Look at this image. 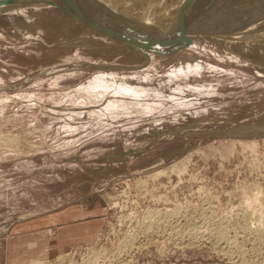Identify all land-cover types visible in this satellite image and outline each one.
I'll return each mask as SVG.
<instances>
[{
	"label": "rangeland",
	"instance_id": "rangeland-1",
	"mask_svg": "<svg viewBox=\"0 0 264 264\" xmlns=\"http://www.w3.org/2000/svg\"><path fill=\"white\" fill-rule=\"evenodd\" d=\"M9 1L0 4V264H264L263 0L230 9L232 0H191L158 35L137 22L139 0L132 13L96 11L104 25L86 13L97 26L40 0ZM215 18L230 20L233 35H219ZM253 22L251 35L243 27ZM113 26L176 52L136 48L102 29L119 34ZM172 209L181 217L145 230L151 213ZM199 219L219 244L190 232L186 220Z\"/></svg>",
	"mask_w": 264,
	"mask_h": 264
},
{
	"label": "bare ground",
	"instance_id": "bare-ground-1",
	"mask_svg": "<svg viewBox=\"0 0 264 264\" xmlns=\"http://www.w3.org/2000/svg\"><path fill=\"white\" fill-rule=\"evenodd\" d=\"M22 1V0H21ZM23 1H25L26 2V0H23ZM32 1V0H31ZM37 1V0H36ZM45 2H43V0H40V1H37V2H34V5H38V6H43V5H48V1H51V0H44ZM57 1H59V2H61L62 0H57ZM65 1V0H64ZM73 1V0H72ZM135 2V0H87V2H89V4L88 3H86V7H87V9H88V11H86V10H84V9H82V8H80V10L82 11V12H84V14H86V13H89L88 14V16L89 17H92L93 18V20L94 21H99V22H97V24L98 23H100V20H99V18L97 17V15H96V11H98V10H101V9H103L106 13H108L110 10L109 9H111L112 11H114L113 9H117V11H119V12H121V13H123V14H128V13H132L133 11L135 12V9H134V7H133V9H132V7H131V5H133L132 4V2ZM137 1V0H136ZM141 1V3H140V8H144L145 9V14H147L148 16H150V17H154V18H157L158 16H157V14H164V15H167V14H171V15H173L171 18H167V21H164V22H158L157 20H152L151 18H148L147 16H145V14L144 15H142L141 17H143V20H144V23L146 22V24H147V26H150V27H152V28H149V27H147L146 26V24H144L143 22H141V21H137L138 23H139V25L141 26V27H144V29L142 30V31H148V30H151V31H155V35L157 34L158 35V32H162V31H166V29H169V31H170V29L171 28H169V27H172L173 26V24L177 21V20H179L180 19V17H181V21L183 20L182 18H183V14H182V12H183V10L185 11L186 9H187V5L189 4V2L191 1V0H139L138 2H140ZM213 1V0H212ZM215 1H217V0H215ZM233 1L235 2V0H232V2H230V6L228 7V9H230V7H231V5H232V3H233ZM243 2V0H239V2ZM246 1V0H245ZM244 1V2H245ZM254 1V0H253ZM257 1V0H256ZM259 1H261V0H259ZM259 1H258V3H259ZM74 2V1H73ZM185 2V3H184ZM206 2V1H205ZM214 2V1H213ZM218 2V1H217ZM222 3H223V1H221ZM227 2H228V0H227ZM238 2V1H237ZM236 2V3H237ZM248 2V1H247ZM14 3H15V1H14ZM75 3V2H74ZM137 2H135L134 4H136ZM200 3H201V1H200ZM225 3V2H224ZM254 3H255V1H254ZM262 3H264V0H263V2ZM262 3H261V5H262ZM9 4V3H8ZM184 4V6H182ZM194 4H197V3H195L194 2ZM207 4V3H206ZM214 4H216L215 2H214ZM27 5V4H26ZM28 5H33V4H31V3H28ZM52 5V4H51ZM138 5V4H137ZM199 5V4H198ZM218 5V4H217ZM257 5V4H256ZM264 5V4H263ZM6 6V5H5ZM54 6V5H53ZM190 6V5H189ZM195 6V5H194ZM212 6V5H211ZM253 6V5H252ZM0 7H2V5H0ZM13 7V6H12ZM131 7V9L132 10H129V8ZM138 7V6H137ZM138 7V8H139ZM182 7V8H181ZM196 7H198V6H196ZM200 7V6H199ZM233 7H235V6H233ZM56 8H58V7H56ZM92 8H94V9H92ZM105 8V9H104ZM113 8V9H112ZM181 8V9H180ZM189 9L191 8V6L190 7H188ZM194 8V7H193ZM236 8V7H235ZM234 8V10L235 11H239L240 12V10L242 9H240V8H238L237 10ZM1 9V8H0ZM3 9H4V7H3ZM61 9V8H60ZM195 9V8H194ZM196 9H198V8H196ZM203 9V8H202ZM202 9H200V10H202ZM209 10H211V9H213L212 7H211V9H210V7L208 8ZM207 9V11H208V13L209 14H206L205 12H203L202 14L204 15V13H205V16L207 15H210L211 13L209 12V10ZM215 9V8H214ZM244 9V8H243ZM58 10V9H57ZM188 10V9H187ZM199 10V11H200ZM204 10V9H203ZM218 9H216V10H214L215 11V13L216 12H218L217 11ZM254 10V9H253ZM262 10H264V6H263V9ZM190 11H191V9H190ZM189 11V12H190ZM193 12H194V10H192ZM196 11L197 10H195V15H194V13L192 14V16L194 15V16H196V14H197V16H199V14H201V12H199V14H198V11H197V13H196ZM214 11L212 12V13H214ZM152 12H154V13H152ZM187 12V11H186ZM221 12V11H220ZM219 12V13H220ZM223 12V11H222ZM228 12V11H227ZM229 12L231 13V12H233V10L232 11H230L229 10ZM229 12H228V14H229ZM238 12V13H239ZM243 12V11H242ZM246 12H248V10H246ZM244 13V14H246L247 15V13ZM260 12H262V11H260ZM184 13V12H183ZM214 13V14H215ZM235 13L236 12H234L233 14L235 15ZM238 13H236V14H238ZM249 13V12H248ZM5 14H8V13H5ZM187 14V13H186ZM186 14H184V16L186 15ZM232 13H231V15H233ZM243 15L241 12L239 13V15ZM10 15V14H9ZM12 15V14H11ZM19 15V14H18ZM211 15H213V14H211ZM222 15H224L225 16V13L224 14H222ZM222 15H217V16H219V17H217L218 19L219 18H221L222 17ZM230 15V16H231ZM248 15H250V14H248ZM255 15L256 16H259V15H257V12L255 13ZM87 16V15H86ZM157 16V17H156ZM187 16V15H186ZM189 17H191L190 16V13H189V15H188ZM204 16V18H206ZM214 16H216V15H214ZM226 16H227V14H226ZM225 16V17H226ZM229 16V15H228ZM264 16V15H263ZM5 17V16H4ZM17 16H15V20L19 17H17ZM22 17V16H21ZM179 17V19H177ZM200 18H203V17H201V15L199 16ZM199 17H197V18H199ZM233 17V16H232ZM235 17H240V16H235ZM242 17V19H243V16H241ZM0 18H1V15H0ZM6 18V17H5ZM24 18V17H23ZM26 18V17H25ZM91 18V19H92ZM196 18V17H195ZM195 18H193V19H195ZM217 18H215V20H217ZM223 19H224V17H222ZM227 18H229V17H227ZM234 18V17H233ZM232 18V19H233ZM250 18V17H249ZM2 19V18H1ZM12 19V18H11ZM19 19H20V17H19ZM90 19V18H89ZM186 19H188V17L186 18ZM186 19H184L185 21H186ZM207 19L208 18H206L205 20H206V22H207ZM214 19V18H213ZM238 19V18H237ZM240 19V18H239ZM92 20V21H93ZM222 20V19H221ZM225 20H227L226 18H225ZM225 20H223V21H220V22H225ZM245 20V19H244ZM17 21H18V19H17ZM195 21H197V19L195 20ZM199 21H201V20H198V22L197 23H199V24H201ZM203 21V20H202ZM240 21V20H239ZM253 21V20H252ZM252 21H250V22H252ZM25 22H27V21H25ZM179 22H180V20H179ZM187 22V21H186ZM185 22V24H187V26L183 23V26L185 25L186 26V28L188 27V25H189V23L191 22V19H190V22H187L186 23ZM194 22V21H193ZM215 22H217V23H220L218 20L217 21H212L211 23L213 24V25H211L212 26V28L214 27V26H217L216 24L217 23H215ZM230 22V20L228 21V24H231V22ZM237 22H238V20H237ZM248 22V21H247ZM250 22H248V24H250ZM107 23V22H106ZM196 23V24H197ZM204 23V22H203ZM208 23V22H207ZM245 23V22H244ZM257 23V22H256ZM255 23V25H254V22L253 23H251L252 25L250 26V27H243L244 28V30H247V32H248V30L249 31H255L256 32V30H254V28H257V26H259L260 27V25H257ZM19 24H21V23H19ZM101 24H103V23H100L99 25H101ZM177 24V23H176ZM175 24V25H176ZM240 24H241V22H240ZM240 24H238V25H240ZM104 25V24H103ZM102 25V26H103ZM194 25V24H193ZM192 25V26H193ZM203 25V24H202ZM227 25V24H226ZM226 25L224 26V25H219L222 29L221 30H223L224 29V27H226ZM237 25V24H236ZM238 25H237V27H238ZM105 26H106V24H105ZM109 25H107V27H108ZM112 26V25H111ZM183 26H182V29H184L185 28V26H184V28H183ZM189 26H191V24L189 25ZM191 26V27H192ZM207 27H208V25H206ZM205 26V27H206ZM219 26H217V27H215V28H217L218 29V27ZM241 26H243V25H241ZM240 26V27H241ZM245 26H246V24H245ZM107 27H105V28H107ZM114 27V26H113ZM121 28V29H124L125 31H127L125 28H123L122 26H115L114 28H115V30L117 29V28ZM179 28L180 27V24H179V26L177 25V26H175V28ZM203 27V26H202ZM236 27V26H235ZM258 27V28H259ZM263 27V26H262ZM262 27H260L257 31H258V33H257V35H259V34H262V33H260V32H264V28H262ZM114 28H113V30H114ZM198 28H200V27H198ZM211 28V30H213V29H215V28H213L212 29ZM230 28V27H229ZM242 28V27H241ZM110 29H111V27H110ZM174 29V28H173ZM193 29V28H192ZM204 29H206V28H204ZM203 28H202V30H201V28L199 29V30H201V32L204 30ZM231 30H232V28H230ZM240 29V28H239ZM112 30V29H111ZM195 30V29H194ZM207 30V29H206ZM210 29H208L207 31H211ZM218 30H220V29H218ZM225 30V29H224ZM241 30V29H240ZM243 30V29H242ZM239 31V33H237V31L235 32V30H234V32L235 33H237V34H239L238 36L240 37L241 35H240V33L242 32L243 33V31ZM214 31H216V30H214ZM248 32L249 34H251V35H253L254 33L253 32ZM200 32V31H199ZM213 32V31H212ZM212 32H210V33H212ZM216 32H219V31H216ZM215 32V33H216ZM233 31H224V32H220L221 34H219V35H223L224 37H226V36H230L231 34L233 35V33H232ZM126 33H128V34H130L129 33V31H127ZM163 33V32H162ZM165 33V32H164ZM206 33V32H205ZM208 33V32H207ZM215 33H213V34H215ZM132 34V33H131ZM159 34H161V33H159ZM218 34V33H217ZM247 34V33H246ZM248 34V35H249ZM216 35V34H215ZM234 35H236V34H234ZM144 36H146V33H145V35ZM148 36V35H147ZM217 36V35H216ZM263 37H261V35H260V37H261V39L262 40H264V34L262 35ZM143 37V36H142ZM149 37V36H148ZM153 37V36H152ZM154 37H156V36H154ZM159 37V36H158ZM257 37V36H256ZM133 39H134V37H132ZM144 38L145 37H143V40H144ZM238 38V37H237ZM141 39V38H140ZM147 38H145V40H146ZM150 39V38H149ZM154 39V38H153ZM239 39V38H238ZM241 39V38H240ZM244 39H246V38H244ZM248 39V38H247ZM258 40L260 39V38H257ZM260 39V40H261ZM151 40V39H150ZM155 40V39H154ZM250 40V39H249ZM147 41V40H146ZM151 41H153V40H151ZM140 43H144L143 41L142 42H140ZM152 43H155L154 41L152 42ZM237 43V42H236ZM135 48V47H134ZM134 48H132L133 50H134ZM137 48V47H136ZM135 48V49H136ZM259 48V47H258ZM143 54H144V52H143ZM147 54V53H146ZM145 63V62H144ZM259 192V191H258ZM255 195H256V193H255ZM258 195V194H257ZM256 195V196H257ZM258 200V199H257ZM256 200V201H257ZM252 201V200H251ZM248 202V201H247ZM246 203V202H245ZM249 203V202H248ZM251 205V204H250ZM180 210H181V208H180ZM165 211V210H164ZM163 212V211H162ZM182 212V211H181ZM150 214V213H149ZM155 214L156 215H153L152 213L149 215L150 217H151V219L149 220V221H147V224L145 225L146 226V231H151L152 233L154 232L153 230L155 229H153V230H151V228H153V227H159V226H167L168 225V223L167 222H169V220H172V218H175V220H177L179 217H181V214H180V212H179V210L178 209H172V210H166L165 211V213H161L159 210L158 211H156L155 212ZM184 214V213H183ZM182 214V215H183ZM202 214V213H201ZM171 217V219H168V218H170ZM193 217H194V215H193ZM198 217V216H197ZM202 217H204V216H202ZM206 217V216H205ZM204 217V218H205ZM152 218H153V220H152ZM187 218V217H186ZM154 219H157V220H154ZM203 219V218H202ZM204 220V219H203ZM218 221V220H217ZM219 221H221L220 219H219ZM184 222V221H183ZM186 222H187V224H188V226H189V230H190V232L193 230V232L194 233H199V234H201L202 236H205L206 238H209V239H213V241H214V244L216 243H218L219 244V239H221V233L219 232V231H217L216 232V229H215V231L213 230V228H211L210 227V225L209 226H206V225H208V222H206L207 224L206 225H203L202 224V221L199 219V220H186ZM180 223V222H179ZM204 223V222H203ZM171 224V223H170ZM181 224H182V222H181ZM212 224V223H211ZM218 224V223H217ZM173 225V224H172ZM212 225H215V224H212ZM219 225V224H218ZM169 226V225H168ZM172 227V226H171ZM176 227V226H175ZM181 227H183V226H181ZM217 228V227H216ZM220 228V227H219ZM222 228V227H221ZM221 228H220V231H221ZM141 229V228H140ZM172 229V228H171ZM174 229V228H173ZM142 230V229H141ZM144 230V229H143ZM218 230V229H217ZM175 231V230H174ZM214 231V232H213ZM181 232V231H180ZM224 232V231H223ZM143 233H144V231H143ZM149 233V232H148ZM215 233V234H214ZM239 233V232H238ZM179 234V233H178ZM185 234V233H184ZM183 234V235H184ZM198 234V235H199ZM226 235V234H225ZM193 236V235H192ZM220 236V237H219ZM232 236V235H231ZM149 237V236H148ZM199 237V236H198ZM215 237L218 239V240H216L215 239ZM230 237V236H229ZM203 238V237H202ZM205 238V239H206ZM226 238V237H225ZM152 239V238H151ZM208 239V240H209ZM215 239V240H214ZM229 242V241H228ZM230 242H232L233 244H235L236 245V247H237V251H238V253L239 252H242V250H243V248H242V245L241 244H239L238 243V240L236 241V238H233V239H231L230 240ZM227 243V242H226ZM242 243H244V242H242ZM229 244V243H228ZM231 245V244H230ZM217 246V245H216ZM132 247V246H131ZM223 247V246H222ZM236 247H235V252H236ZM227 248V247H226ZM230 248V247H229ZM229 250H231V248L230 249H228V251ZM247 253V252H246ZM228 254V253H227ZM233 255V254H232ZM245 255V254H244ZM243 256V255H242ZM97 258V257H96ZM102 258V257H101ZM231 259V258H230ZM234 259V258H233ZM232 259V260H233ZM93 260V259H92ZM93 261H95V259L93 260ZM98 261V260H97ZM97 261H95V262H97ZM112 261V260H111ZM236 261V260H235ZM110 263V262H109ZM238 263V262H237ZM28 264H46L45 262H43L42 260H38V259H34V260H32V261H30ZM92 264H106L105 262H104V260L102 261V263H100V262H97V263H92ZM236 264V263H235ZM240 264V263H239Z\"/></svg>",
	"mask_w": 264,
	"mask_h": 264
},
{
	"label": "water",
	"instance_id": "water-1",
	"mask_svg": "<svg viewBox=\"0 0 264 264\" xmlns=\"http://www.w3.org/2000/svg\"><path fill=\"white\" fill-rule=\"evenodd\" d=\"M9 0H1L0 4H7L9 3ZM50 4H53L57 7H60L64 10H68L69 12H71L72 14H74L75 16L80 17L82 20H85L86 22L97 26L96 24L93 23V21H91L89 19L88 16H86L84 14V12H82L80 10V8L78 7V4L74 3L72 0H65V1H48ZM233 16V15H232ZM230 16L229 19L231 20L233 17ZM118 24V23H117ZM120 25V24H118ZM229 25L227 24L226 27L224 28L226 31L228 30ZM104 31L108 32L112 37L122 40L124 42H127L130 45H133L141 50H145V51H153L157 54H161V55H169V54H173L176 52V50L174 49H164V48H158L156 46H150L149 43H139L138 41H136L135 39H133L128 33H126L127 31H125L124 29L118 28V33L113 32L112 30L106 29V28H102ZM224 30V31H225Z\"/></svg>",
	"mask_w": 264,
	"mask_h": 264
}]
</instances>
